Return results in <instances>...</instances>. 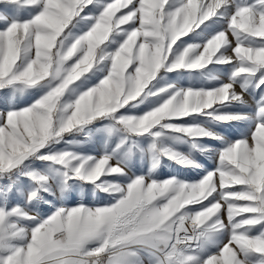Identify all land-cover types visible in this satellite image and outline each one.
I'll return each instance as SVG.
<instances>
[{
	"label": "snow or ice",
	"instance_id": "1",
	"mask_svg": "<svg viewBox=\"0 0 264 264\" xmlns=\"http://www.w3.org/2000/svg\"><path fill=\"white\" fill-rule=\"evenodd\" d=\"M0 6V264H264V0Z\"/></svg>",
	"mask_w": 264,
	"mask_h": 264
},
{
	"label": "rangeland",
	"instance_id": "2",
	"mask_svg": "<svg viewBox=\"0 0 264 264\" xmlns=\"http://www.w3.org/2000/svg\"><path fill=\"white\" fill-rule=\"evenodd\" d=\"M0 7H2V6H0ZM229 38L233 39L230 34H229ZM184 39L188 40V42H190V43H202V41L196 37H193L192 39H189L188 37H184ZM228 70L229 69L227 67H220L219 68V71L222 74V76H221L222 79L226 78V74H227ZM168 77H169V79H175L176 78L175 74H173V73L168 74ZM184 83H185V86H187L189 83H192L195 86H208L209 84L214 86V82H210V81H203L202 82L200 80L188 81L187 77L185 78ZM8 94H10V93L6 92L5 90H0V106H2V104H3L4 97ZM245 98L248 100V102L250 104L254 103L251 96L246 94ZM24 99H25L24 97H18L17 103H19L21 106H23ZM141 108H143V105H141ZM216 130L227 135L229 139L239 138L234 127L218 126ZM76 138L79 140L86 139L84 133L79 134ZM95 140H96V135L94 134L93 135V141H95ZM205 143L211 144L212 146L217 147V148L220 147V144L218 141L207 140V141H205ZM85 150L90 151V152L102 151V144H98L95 148H93L91 146H86ZM182 150L187 151V147L183 146ZM197 158L199 159L200 163H202L209 170H211L215 165V161L212 159H209L207 157L199 156ZM148 167H149L148 161H144L143 163H140L139 161H137L136 162V168L133 169V171L136 172L137 174H140L141 172L144 174H147ZM202 174L203 173L200 170L181 169L180 166L174 164L173 162L168 161L167 159H165L162 162L159 169L155 173L156 177L159 179L166 178L170 175H179L181 178H188L190 180L199 179ZM86 189H88V186H86ZM222 219L225 222H227L226 211L223 212ZM253 234H255V230H253ZM227 242H228L227 237L222 238L221 246L223 243H227ZM216 251H217V249L215 247H212L211 249H209L207 254L210 255Z\"/></svg>",
	"mask_w": 264,
	"mask_h": 264
},
{
	"label": "crops",
	"instance_id": "3",
	"mask_svg": "<svg viewBox=\"0 0 264 264\" xmlns=\"http://www.w3.org/2000/svg\"><path fill=\"white\" fill-rule=\"evenodd\" d=\"M97 195L103 196L104 194L103 193H97ZM94 199H95V197L92 196L90 187H88V189H86V187H85L83 193H80L78 191L75 195H73L71 197L70 204H75V203H77L78 201H81V200H83L86 203H91Z\"/></svg>",
	"mask_w": 264,
	"mask_h": 264
}]
</instances>
